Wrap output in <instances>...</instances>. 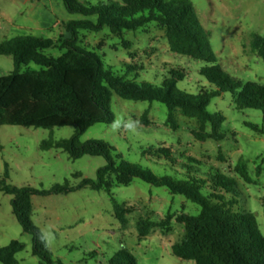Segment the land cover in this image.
<instances>
[{
  "label": "rangeland",
  "instance_id": "rangeland-1",
  "mask_svg": "<svg viewBox=\"0 0 264 264\" xmlns=\"http://www.w3.org/2000/svg\"><path fill=\"white\" fill-rule=\"evenodd\" d=\"M79 1L96 5L120 0ZM189 1L209 35L221 68L243 81L264 84V59L259 58L251 46L255 36H264V0ZM30 5L25 0H0V43L30 33L54 40L65 36L63 25L38 31L16 28L32 26L33 22L26 18ZM70 16V19L60 20L64 23L77 18L74 14ZM79 41L89 49L98 50L103 61L120 75L126 72V64L135 66L140 74L137 81L159 84L169 70L180 69L185 71V79L178 83L181 90L196 93L203 86H209L199 74L200 68L207 64L171 52L165 30L155 23L121 34H113L108 28L100 32L80 31ZM46 54L58 56L60 52L52 48ZM28 68L42 69L31 63L22 66L20 71ZM13 71L12 57L0 56V77ZM111 108L115 121L93 125L81 136V141L103 140L125 159L148 166L158 175L183 177L187 172L185 165L192 157L200 177H206L212 170L234 177L241 191L237 207L255 215L264 235V135L246 126L253 123L264 127L260 111L235 110L229 93L215 98L209 110L219 111L226 117L222 128L225 139L202 142L193 134L198 128L196 120L179 111L175 115L178 128L173 130L166 126L167 108L159 102L125 100L113 94ZM145 113L150 126L140 121ZM74 133L75 127H0V179L17 187L38 190L64 182L76 186L82 178L96 179L97 170L106 164L103 157L83 156L73 160L67 153L41 148L45 140L69 139ZM159 144L171 147L177 158L175 165L141 156L143 149ZM237 164L246 170L253 183H245L238 174L229 172ZM75 173L82 177L75 178ZM112 194L117 202L132 206L126 225L114 218L113 204L105 191L81 189L66 195L32 197L31 220L43 232L54 258L63 264H107L118 251L126 249L138 264H195L174 256L171 246L184 236V226L175 218L181 213L198 214V205L139 179L128 186H115ZM11 200L12 196L0 192V247L19 240L25 244V249L16 255L18 264H42L41 259L32 254L31 235L23 232L12 213ZM168 214L172 215L169 225L155 227L145 239L139 240L136 229L139 218L160 222ZM92 252L96 255L89 257Z\"/></svg>",
  "mask_w": 264,
  "mask_h": 264
},
{
  "label": "trees",
  "instance_id": "trees-1",
  "mask_svg": "<svg viewBox=\"0 0 264 264\" xmlns=\"http://www.w3.org/2000/svg\"><path fill=\"white\" fill-rule=\"evenodd\" d=\"M62 2L70 14L83 17L62 23L68 37L61 35L54 40L23 35L0 43V56H10L14 63V71L0 77V127H75L71 138L45 140L41 148L67 153L73 160L83 156L103 157L106 164L97 170L96 179L82 178L76 186L64 182L38 190L17 187L0 179V192L12 196V213L23 232L32 237V254L39 257L42 264H63L54 258L43 232L31 220L33 196L66 195L81 189L105 191L111 198L114 218L126 225L132 206L117 202L112 189L139 179L184 196L200 207L196 215L181 213L175 218L184 226V236L171 246L174 256L195 264H264V235L255 215L237 207L241 191L234 177L220 170L200 177L192 157L185 165L187 172L183 177L158 175L148 166L125 159L103 140L81 141V136L93 125L115 121L111 107L113 94H116L125 100L163 104L167 108L165 125L173 130L178 128L175 115L179 111L196 120L198 128L193 134L197 140L220 142L225 139L222 128L226 117L219 111L209 110L212 101L229 93L235 110H258L264 121V84L243 81L221 68L209 35L189 0H120L96 5L79 0ZM151 23L165 30L171 52L207 64L200 68L199 74L209 86H203L196 93L181 90L178 83L185 79V71L180 69L169 70L159 84L137 81L140 74L135 66L126 64V72L120 75L103 61L98 50L89 49L79 41L80 31L100 32L108 28L113 34H121ZM251 46L257 56L264 59V36H255ZM52 48L58 49L60 54H46ZM31 63L42 69L20 71L22 66ZM129 75H133L131 79ZM140 121L150 126L146 113ZM246 126L264 135L263 126L253 123ZM141 154L149 160L176 164L171 147L162 144L150 145ZM229 172L238 174L245 183H253L240 164ZM260 172L261 167L257 174ZM73 176L82 177L80 173ZM171 219L170 214L160 222L139 218L136 224L139 240L145 239L153 228L169 225ZM24 249L25 244L19 240L0 247V264H18L16 255ZM95 255V252L88 254L89 257ZM107 264L138 263L128 250L122 249Z\"/></svg>",
  "mask_w": 264,
  "mask_h": 264
},
{
  "label": "crops",
  "instance_id": "crops-1",
  "mask_svg": "<svg viewBox=\"0 0 264 264\" xmlns=\"http://www.w3.org/2000/svg\"><path fill=\"white\" fill-rule=\"evenodd\" d=\"M29 2L31 7L29 8V15L26 17L32 21V26H16L18 29H28L29 31H38V30H52L53 28H60L59 25H62V19H70L71 16L66 10L62 0H43V1H32L25 0ZM78 19H82L81 15L75 14ZM34 25V26H33ZM65 37H68L67 33L64 31ZM25 35H33L25 34ZM34 36V35H33ZM42 37V36H38ZM45 38V37H43Z\"/></svg>",
  "mask_w": 264,
  "mask_h": 264
}]
</instances>
